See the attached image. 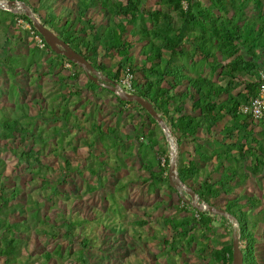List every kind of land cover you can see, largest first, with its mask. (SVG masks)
Masks as SVG:
<instances>
[{
  "label": "trees",
  "instance_id": "obj_1",
  "mask_svg": "<svg viewBox=\"0 0 264 264\" xmlns=\"http://www.w3.org/2000/svg\"><path fill=\"white\" fill-rule=\"evenodd\" d=\"M6 1L28 6L43 26L113 83L125 73L134 76L133 95L152 105L175 143L176 173L180 182L200 203L218 208L216 204L223 201L219 209L237 220L243 264H260L252 220L260 218L264 222V208L259 198L247 193L246 186L254 178H264V117L254 121L250 115L241 114L240 109L248 107L258 97L259 77L264 73V0H154V9L147 8L149 0H70L72 7H61V12L52 6L56 0H47L51 7L44 6L42 0H37L35 6L30 0ZM250 7L255 18L246 15ZM17 21L30 27L32 36L41 41L43 48L34 44L26 47L25 55L9 53V45L19 40L9 34L14 31ZM0 33V73L3 72L2 76L10 81L8 98L15 100L10 115L0 110V141L8 142L19 135L23 143L24 138L29 137L31 147L28 150L10 152L18 165L24 163L27 166L26 172L34 181L43 169H47L41 163L40 151L48 142L44 133H33L34 125L39 120L57 124L59 127L53 129V134L61 138L73 127L83 129L73 123L77 118L69 111L72 102L61 94L54 95L61 98V102L56 103L58 109L50 107L45 112L40 108L39 114L31 118L29 105L18 100L15 81L45 69V76L56 78L62 85L65 78L54 76V71L62 70L65 64L75 70L78 67L53 53L23 14L0 10ZM135 45L139 46L137 55L142 58L139 66L134 65L130 54ZM44 54L50 56L41 63ZM106 59L116 60L118 64L108 66L104 63ZM204 67L208 71L207 77L203 76ZM2 68L5 70L1 71ZM81 74L80 69L75 71L72 80L77 81ZM137 74H141V79L136 78ZM83 88L92 94L114 96L118 111L122 114L130 108V116L138 120L132 135L124 136L114 127L103 128L89 115L84 121L88 124L87 130L104 143L111 140L113 150L117 145L125 146V156L137 159L144 174L141 181L150 191L165 186L174 192L167 177L169 144L158 124L136 103L122 102L88 79L84 86L72 87L73 96L82 98ZM70 120H73L71 125ZM97 142L96 138L83 141L88 152L98 147ZM103 156L105 154L101 152L95 157ZM64 163L68 168L70 163L67 160ZM3 164L0 159V170ZM98 167L105 168L103 161ZM90 171L93 174L91 167ZM93 175L96 177L95 172ZM40 179L46 188H51L50 196L56 194L55 187H48V181L43 177ZM60 180L64 182L66 174ZM44 186L39 190L44 191ZM96 188L102 190V184L98 182ZM96 188L89 189V193L95 192ZM121 188L126 190V187ZM22 192L16 183L6 185L0 171L1 264H20L21 261L26 264L30 254L28 242L23 237L28 239L33 233L56 241L60 235L58 229L48 225L47 218L39 217V204L29 196L28 206H25L29 220L10 221L11 215L20 210L17 201ZM179 205L181 207H174V210L183 214L180 217L153 219L169 236L163 239L165 264L168 258L184 253L192 254L202 264H232V226L229 221L199 212L185 205L180 198ZM216 218L229 224L224 234L215 235ZM136 225L143 229L149 227V222L138 221ZM44 226L48 229H43ZM62 226L67 246L63 248L56 244L52 251L42 252L39 264H51L54 259L60 264L71 259L90 264L86 258L89 240L80 241L77 252L72 250L73 233L80 222L64 221ZM157 234L150 240L156 241ZM137 240L142 241L140 233ZM23 252L27 254L23 255L24 259L20 258Z\"/></svg>",
  "mask_w": 264,
  "mask_h": 264
},
{
  "label": "rangeland",
  "instance_id": "obj_2",
  "mask_svg": "<svg viewBox=\"0 0 264 264\" xmlns=\"http://www.w3.org/2000/svg\"><path fill=\"white\" fill-rule=\"evenodd\" d=\"M54 1V0H53ZM37 0H30V4L35 6ZM44 6L51 7L50 2L42 0ZM52 6L57 12H61V7H72L70 0H56ZM155 8V1L149 0L147 8ZM67 8V9H68ZM1 10V9H0ZM20 14V13H18ZM247 17L253 18L255 13L251 11V7L246 12ZM36 17V16H35ZM37 18V17H36ZM255 18V17H254ZM178 26V24H176ZM9 32L19 37L17 42L9 45L10 54H26V49L37 44V39L32 36L30 27L22 22L17 21L13 29ZM1 36V33H0ZM19 41V42H18ZM27 47V48H26ZM13 49V50H12ZM139 46L135 45L130 52L134 65L139 66L142 58L138 56ZM12 52V53H11ZM44 54L41 57V63H44L49 57ZM108 66H116V60H104ZM5 69L2 68L1 71ZM79 70V68L77 69ZM66 65L62 70H55L54 76L65 78L62 85L57 82L56 78L45 76V69L40 70L37 74L32 72L30 77L17 78L15 84L19 90L18 100L29 105V115L31 118L39 114V109L43 108L45 112L52 107L58 109L56 103L61 102V98H55L54 95L61 94L66 96L69 105V111L73 112L77 118L76 122L83 130L73 127L68 130L64 138L54 135L53 129H57V124L52 122L44 123L39 120L33 128V133H44L43 137L48 138V142L41 153V163L47 168L43 169L39 176L32 181L31 174L26 172L27 166L17 164L16 157L10 152L28 150L31 147L28 136L24 138L22 143L21 136L16 135L13 140L0 141V159L3 161V168L0 170L5 179V184L11 186L16 183L21 191H23L17 203L20 204V210H16L10 217V221L21 222L29 220V214L25 210L28 206L27 196L32 201L39 204V217L47 218L48 225L59 230V237L56 241H52L45 236L37 237L32 235L27 239L30 259L26 264H39L41 262L40 254L45 251H52L56 244H60L65 248L67 243L64 241L63 224L66 222L79 221L74 231L75 244L72 250H79L80 241L87 239L90 241V248L86 252V258L90 264H165L166 257L162 255L166 248L163 239L168 236L166 231L160 230L154 223L153 219L166 217H180L182 213H177L174 207L179 205V198L183 203L189 206L190 198L183 191L172 188L174 192L169 191L165 186L158 187L156 191H150L149 187L142 183L141 177L143 173L139 167L137 159L125 156V146H116L115 150L111 147V140L106 143L100 137H94L93 133L88 129V124L84 123L86 117L90 115L91 120L100 123L103 128H116L119 135H132L137 119L130 116L129 110L118 111L114 96L104 93L92 94L87 90L81 91L82 98L73 96L72 87L84 86L86 75L83 73L77 81L72 80V74L77 71ZM0 73V110L10 115L14 109V99L8 98L7 90L10 81ZM208 71L204 67L203 76L207 77ZM31 78V79H30ZM136 78L141 79V74H137ZM89 101V103H86ZM55 102V103H51ZM87 104L86 108L84 104ZM51 107V108H50ZM128 112V114H127ZM26 123H29L27 121ZM26 127V126H24ZM63 132V131H62ZM60 132V133H62ZM164 135V134H163ZM98 147L88 152V148L83 141H91L95 139ZM174 154L176 156V146L171 139ZM104 146V147H103ZM210 147V146H209ZM127 151L128 147H127ZM104 153L103 158H96L99 153ZM170 152V146H169ZM92 153V154H89ZM54 154H58L55 156ZM67 160L70 165L66 168L64 161ZM105 164L104 169H99L98 164ZM90 167L96 173V177L90 171ZM66 173V180H60ZM43 177L48 181V187H55L56 194L51 195V188H46L44 182L40 179ZM140 179V180H139ZM101 183L103 189H97V183ZM44 186V191L39 190ZM121 187H126L123 190ZM96 188L95 192L89 193V189ZM247 193L252 197H257L261 201L264 208V178L253 179L247 183ZM248 194V195H249ZM181 195V197H180ZM196 202H198L196 198ZM223 201H219L216 206L222 207ZM159 208L158 211L153 210L154 207ZM167 206V207H165ZM163 207H165L163 209ZM169 207V208H168ZM32 212V211H31ZM218 217V216H217ZM259 219H253L256 230V250L258 252V261L264 264V222ZM148 221L149 227L140 229L136 222ZM215 235L224 234L229 224H224L219 218H216ZM231 224V222H229ZM43 229H48L46 226ZM140 233L142 241L139 242L137 237ZM158 236L157 240H150L154 234ZM145 243V244H144ZM22 253L20 258L24 259ZM172 257V256H171ZM0 260V264H1ZM23 261L20 262L22 264ZM51 264L56 263L55 259ZM65 264H81L78 260L71 259ZM167 264H202L197 258L190 253H184L182 256L168 258Z\"/></svg>",
  "mask_w": 264,
  "mask_h": 264
},
{
  "label": "water",
  "instance_id": "obj_3",
  "mask_svg": "<svg viewBox=\"0 0 264 264\" xmlns=\"http://www.w3.org/2000/svg\"><path fill=\"white\" fill-rule=\"evenodd\" d=\"M0 9L3 11L10 12L12 14H23L29 19L32 27L41 36L44 43L50 48V50L58 55L63 56L69 62L76 65L92 83L105 88L107 91L113 93L120 101L127 103H136L140 106L160 127L162 133L167 139L170 146V158L168 166V182L171 188H176L178 190H183L190 198V206L199 212H208L212 216L222 217L223 219L231 222L232 226V264H243V254L239 247V231L237 220L226 213L224 210L204 204L197 203L196 197L193 192L184 186L179 180L176 173V156L171 145V139L169 137V130L164 124L163 120L159 115L153 110L152 105L147 101L141 99L137 95H128L125 93L116 83H113L107 77H104L100 72L96 71L80 54L73 51L68 45L63 43L56 37L53 32L47 29L41 24L38 18L31 12L28 6L22 2H6V7L0 4ZM181 197V195H180Z\"/></svg>",
  "mask_w": 264,
  "mask_h": 264
},
{
  "label": "built area",
  "instance_id": "obj_4",
  "mask_svg": "<svg viewBox=\"0 0 264 264\" xmlns=\"http://www.w3.org/2000/svg\"><path fill=\"white\" fill-rule=\"evenodd\" d=\"M6 0H0V4L6 7ZM37 39V38H36ZM37 44L39 48H43V44L39 39H37ZM70 68L69 65L65 64ZM134 76L131 73H125L121 76V78L117 81V85L128 95L134 94V88L132 85V81L134 80ZM240 113L243 115H250L252 120L260 121L264 117V73H260L259 77V93L258 97L253 99L248 107H244L240 109ZM171 139V138H170Z\"/></svg>",
  "mask_w": 264,
  "mask_h": 264
}]
</instances>
